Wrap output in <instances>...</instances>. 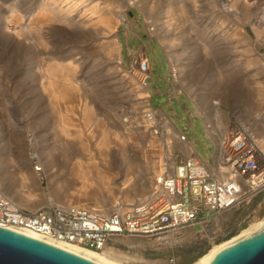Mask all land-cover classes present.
Masks as SVG:
<instances>
[{"label":"rangeland","instance_id":"1","mask_svg":"<svg viewBox=\"0 0 264 264\" xmlns=\"http://www.w3.org/2000/svg\"><path fill=\"white\" fill-rule=\"evenodd\" d=\"M90 1L91 3H99L103 6L117 5L120 9L124 8L123 13L126 16V21L128 20L127 23L129 24V27L127 29L123 23H120L117 27L118 33L116 32L120 41L119 51L122 54V67L118 69L119 66L116 63L115 58L111 59V65H113L111 67L116 74L115 77L117 80H119V77L121 76L127 78V76L130 75L135 79L134 81H136V84L139 83V75L129 66V59L138 48H146L150 60V74L146 79V82L148 83V86L146 85V87L149 93L148 103L157 114V120L155 121L156 128L160 125V121H163V123H161V131L155 133V127H153L154 124L150 127V123L144 119L145 107L141 106L142 104L139 102L140 99H119L116 95L112 94L110 89H105L104 91L100 78L101 76L99 74V69L102 65L100 59H96L87 64L84 75L79 73V62L75 61V69L78 72H76L77 81L74 83L79 82L77 83V86L81 83L79 85L80 87H78V89L81 88L78 92L80 100H86L87 103H91L92 107L97 109L98 115L105 118L108 122L107 125L111 126L112 129H118V126H112L111 123L116 119L117 121L115 122L123 124L133 132L135 140L141 148L146 146L149 139L153 140L156 147L161 146L164 152V158L168 154V145L165 143L167 126H174L176 129L186 131L185 133L188 138L193 140L194 150L201 160L204 162L210 160L212 163L214 141L205 131L203 118L208 119L209 117L212 119V130L216 133L223 129V123L225 121L227 122L226 129L228 126L231 127L235 123H240L251 127L255 134L257 132L264 133V127L262 124L258 123L257 126H255L256 128L251 126L252 107L250 105V100L245 97L248 93H252V85L254 84V81L261 78L260 76H249V74L256 71V64L251 62L248 66L247 60L253 55L257 56L261 61L264 60L262 47L264 34L261 36L262 38H258L256 32L252 28V25H254L253 20H255L254 17L256 15L255 11H261V6L263 5L264 7V0H253L254 5H252L253 8L251 7V13L253 14H251L252 17L250 15L248 17V14L244 13L241 8L242 3L240 0L237 1L239 4H236L238 6L234 5L235 12L229 11L227 13L224 10V7H222L223 3L226 2L224 0H194L195 4L194 1L193 4H191L192 0H181L185 3V16L173 14V25L168 27L166 26V20L168 17L165 12L167 9V6L165 7V5L171 1L172 5L170 4L171 6L169 5V7L172 9L176 8L177 4H174L173 0H143L150 6L146 8H141L136 4L126 7V0ZM231 2L232 0H229V4ZM40 3L46 4V1L33 0L32 3H29L28 0H0V156L2 157L5 156V149L8 145H13L11 140L13 134H11L10 129L12 132L17 131L24 136L26 135V137H28L31 132H38L40 136L37 135V138H35L38 139L39 142L42 141L45 143L52 141L50 137L55 132L53 116L52 113H50L47 104L48 94L43 86L45 78L41 73L45 62L48 61V57H46L47 53L43 55L44 53L37 50L33 43H29L25 41V39L21 40V37H19L20 39L16 37L20 41L18 40L15 42V36L6 31L7 26L5 21H7L6 16L8 17L11 12L10 9H14L15 6L18 10L20 7L21 9L19 8L18 11L24 15H22V22L26 23L28 21L27 16H31L29 11H31V13H36L37 6H39ZM16 5L18 7H16ZM238 7L241 10H239ZM27 8L31 9L27 11ZM16 9L13 10V12L17 15L19 12L16 11ZM245 15L247 16L245 17ZM222 16L225 17L223 18ZM257 19L258 20H256L255 24H261L264 28V20L259 21V18ZM51 22L52 24L50 25H41L45 30L51 29L48 33L43 32L49 40V43L52 42V39H54L53 42H56V45L67 43L68 40L70 42L72 41L71 39H73V35L68 31L71 28L69 29V27L58 21ZM155 22L162 23L163 28L167 27L180 36L176 42L183 47L186 52L185 55H187L188 52L189 56L188 59L184 60V66L180 67L176 62L175 57H170L166 45L160 42L159 36L162 35L163 30L152 31V36L147 32L146 28L148 26L153 27ZM239 23H241V25ZM175 25H178L176 29H174ZM235 26L242 30L244 29L243 31L245 34H235L233 29ZM9 35L14 37L13 43L12 41L9 42ZM6 37L7 41L5 40ZM230 37H232V39H229ZM111 38L112 36L107 37L106 39ZM145 40L147 41L146 47L144 45ZM103 42L107 43V41ZM16 44H18V46ZM232 44H237L236 48L238 49L232 47ZM204 46L206 47L203 48ZM201 48L205 49L207 54L204 55ZM239 48H242V51ZM89 49L96 51L97 45H93ZM249 50L252 52H249ZM221 51L223 53H221ZM69 59L70 58L61 59V62L66 63ZM79 59L80 58H76L78 61ZM171 69L174 70V75L172 74ZM89 86H92L91 89ZM216 91L220 93L218 94ZM89 93L90 96H88ZM201 93H203L204 97L203 102L197 97ZM214 100H216L218 104L214 105L212 103ZM208 104L210 110H208ZM216 108L221 110V114L216 112ZM76 113L78 116H74L77 118L80 114L78 111ZM67 114L71 115L72 113L67 112ZM75 120L77 122L78 119ZM4 121L7 123L9 122V127H5L6 125L4 124ZM124 126L121 128H124ZM142 130L145 131L144 136L140 135V131ZM171 140L172 139H170V145L172 144L171 153L174 150L185 151L182 142H179L176 139L177 142L173 146V141L171 142ZM60 147L63 146H55L53 149L51 148L53 157L59 162V154L56 152L66 150ZM38 148L40 149V147ZM39 149L37 151L34 150L37 155L36 161L40 157V150H43ZM22 151L31 155V158L34 155L28 151L25 145H23ZM126 151L131 154L133 153L135 157L138 156L135 154V151L133 152L131 149H127ZM15 152H13V156L18 158V152ZM69 155L70 154H63L62 157L68 158ZM117 156L120 159V152ZM42 158L46 157L42 156ZM23 161L24 162L18 161L19 165H24L25 163L31 168L35 164L33 160L26 161V159H24ZM46 161H48V159H46ZM137 168L138 170L140 169L139 173H141L138 174V178L141 177L138 182L144 184L142 183L144 180V174L142 171L144 170L139 167ZM123 170L124 167L120 165L119 162L113 170L117 174L115 179H113V183H111L117 190V192L114 193L116 194V199L119 201L122 199L120 188H127V186H129L127 185L129 181H126V184L122 183L123 179L126 177L123 174ZM43 181L42 188L44 187V192L48 194V192L50 193L51 191L47 185V180L44 178ZM136 181L137 177L133 178L132 176L130 186L132 185L133 187ZM133 191L136 193L138 192L135 190ZM136 196H138V194H136ZM263 214L264 190L254 195L248 202H244L237 207L225 210L217 217V219L205 227V230L202 232L187 228L181 236L167 237L163 240L128 237L123 239L125 241L119 243L115 242L114 246L128 254H140L146 259H159L167 264H188L203 253L212 242L220 241L223 238L231 236L248 225L249 222L261 217ZM213 231L220 232V234L214 239L210 238ZM149 240L158 243V245L154 248L147 247V245L145 248H141L137 245L138 243L147 244V241ZM131 241L135 244L129 245V242ZM167 241L170 245L160 244L161 242L165 243ZM169 256L175 257V263L167 261Z\"/></svg>","mask_w":264,"mask_h":264},{"label":"bare ground","instance_id":"2","mask_svg":"<svg viewBox=\"0 0 264 264\" xmlns=\"http://www.w3.org/2000/svg\"><path fill=\"white\" fill-rule=\"evenodd\" d=\"M28 1L29 3L33 2V0ZM45 1L46 4L40 3V5L37 6L38 8L36 9V13L33 11V13H31V11H29L31 16L29 17L28 15V18L26 17L28 20L26 23L22 22L23 14L18 11L20 7L17 10L15 6L14 9H10L11 12L8 17L6 16L7 21H5V19L4 21L6 22L7 26L6 31L12 33L15 38L21 37V40L25 39V41L33 43L37 50L44 53H42L43 55L47 53L46 57H48V61L45 62L44 67L40 63L43 67V69L41 68V73L45 78L44 85H42L48 94L47 104L48 109H50L49 111L53 116V126L55 127V132L50 137L52 141L45 143L42 141L39 142V140L36 139L37 135H39L38 132H31L30 135L26 137V135L24 136L17 131L12 132L10 129L11 134H13L11 139L13 145H8V147L5 149L4 157L0 156V189L7 193V196L16 204L27 209H36L42 205H50L58 202L59 204L63 205H90L93 208L101 209L108 213L110 210H113V208L118 203L123 206H127L132 201H135L137 197H139V200L146 199L150 192L149 184H152L154 182V176L156 174H160L164 169L163 149L161 146L156 147V145L153 143V140L151 139H149L144 148H141L138 142L135 140L133 132L123 124H118V122H115L117 121L116 119L111 123L112 126H118V129H112L111 126L107 125L108 122L105 120V118L98 115L97 109L93 108L91 103H87L86 100H80V95L78 92L81 88L78 89V87H80L79 85L81 83L78 86L77 83L79 82L74 83L77 81L76 72L79 71L80 74L84 75L87 64L95 61L96 59H100L102 65L99 69V74L101 76L100 78L104 91L105 89H110L112 94L116 95L119 99H140L139 102L142 104L141 106L145 107L144 110L152 111V108L148 103L149 93L146 87L147 83L140 81L136 84V81H134L135 79H133V77L130 75V77L127 76L128 79L124 76H121L119 77V80H117L115 77L116 74L111 67L113 66L111 65V59L113 58H115V61L119 66L118 69L122 67V54L119 51L120 41L116 32L118 24H120L122 21H125V14L123 13L124 8L120 9L117 7V5L103 6L99 3H91L90 0ZM146 1L126 0L125 6L130 7L136 4L141 8L150 7ZM193 1L194 0H192L191 4H193ZM224 1L226 2L223 3L222 7H224L226 13L229 11L235 12V6H238L236 5L238 0H232L230 4L229 0ZM240 1L242 3L241 8L243 9L244 13H247L248 17L249 15L252 17L253 14L251 13V7L253 8L252 5H254L253 0ZM173 3L177 4L176 8L172 9L169 7L171 1L165 5V7L167 6L165 11L168 17L166 20L167 27L173 25V14L185 16V3L181 0H173ZM17 5L16 7H18ZM15 9L19 12H16L17 15L15 12H13ZM30 9L31 8H27V11ZM239 10L241 9L239 8ZM255 14V20H253L254 25L251 27L254 29L259 38L264 34V28L261 24L260 25L262 27L259 24H255V22L258 20L257 18H259V21L264 20L263 5L261 6V11H255ZM246 16L247 15H245V17ZM51 21L61 22L62 24L69 27V29L71 28L68 31L71 35H73V39H71L72 41L70 42L68 40L67 43L56 45V42L54 43V39H52V42L50 41L51 43H49V40L44 33H48L51 31V29L45 30L41 25H50L52 24ZM239 24L241 25V23ZM177 26L178 25H175L174 29H176ZM167 27L163 28L162 23L155 22L153 24V31L163 30L162 35L159 36L160 42L166 45L170 57H175L176 62L180 65V67H182L185 65L184 60L188 59L189 57L188 52L187 55H185L186 52L184 51L183 47L178 45L176 42L180 36ZM233 29L234 33L237 35L245 34L243 31L244 29L242 30L237 26L233 27ZM228 35L231 36L230 34ZM110 36H112L111 39H106ZM9 37V42L12 41L13 43L14 37H11V35H9ZM232 37L229 39H232ZM18 38L15 39V42L20 39ZM6 39L7 37L5 40ZM103 41H107V43H104ZM18 44L16 45L18 46ZM237 44H232V47L236 48ZM93 45H97L96 51L89 49ZM205 47L206 46L203 48ZM201 51L204 53V55L207 54L205 49L201 48ZM249 52L252 51L249 50ZM221 53L223 52L221 51ZM64 58L70 59L68 62L66 61V63H63L61 62V59ZM76 58H80L79 61L76 60ZM75 61L79 62L78 71L75 69ZM251 62L256 64V71L249 74V76H260L261 78L257 81H254V84L252 85V93H248L247 95L244 93L246 95L245 97L250 100V105L252 107V125H250L255 127L258 123H260L264 127V60L261 61V59L253 55L249 60H247V65L249 66ZM89 87L91 89L92 86ZM216 93L219 94L220 92L216 91ZM88 96H90V93ZM197 97L201 102L204 101L203 93L199 94ZM207 107L208 110H210L209 104ZM77 111L80 115L76 118L74 115L77 114ZM67 112L72 113V116L67 114ZM216 112L221 114V110L218 108H216ZM75 119H78L77 122ZM150 122H152V120H150ZM8 123L4 121V124L6 125L5 127H9ZM226 123L227 122L225 121L223 123V129L220 132H217V137H219L218 139L225 136L227 127ZM123 126L124 128H121ZM210 131L208 128V133L214 137V133L216 132H214L212 129ZM144 133V130L140 131L141 136H144ZM176 133L177 129L174 126H167L165 143L168 145L167 153L169 152V154H171L172 150L170 139H172L171 142L173 141L174 146L177 142L175 137ZM214 139L217 138L214 137ZM255 139L260 148L264 151V133L257 132L255 134ZM182 144L185 148V153L189 154L193 151L191 142H183ZM23 145H25L28 151L34 155L39 149L38 147L43 149H39L40 157L36 167L32 166L30 168L25 163L24 165H19L18 161L24 162V159H26V161L31 160V155H28L27 152L22 151ZM55 146L71 148L77 147L78 150H80L79 153L70 154L69 157L65 159L66 162L68 161L70 164L67 170L61 168L59 161H56V159L53 157L51 150ZM114 148H117V151L120 152L119 162L120 165L124 167L123 174L126 177L123 179L122 183L129 181L127 184L129 186H127V188H120V192L122 193V199L120 201L116 199V194L114 192H117V190L111 184L113 183V179H115L117 174L115 171H113L117 164L112 161V154L110 152ZM127 149H131L133 152L135 151V154L138 155V159L133 153H128L126 151ZM15 151L18 152V158L13 156V152ZM42 156L46 158H42ZM46 159H48V161H46ZM66 162H64L65 165H67ZM137 167L144 170H141L144 174V184H140L138 182V180L141 178H138V174L141 173H139L140 169L138 170ZM132 176L133 178L137 177V181L133 187L132 185L130 186ZM44 178L47 180V185L51 191L50 193L48 192V194L44 192V187L42 188ZM133 190L138 192L136 193ZM136 194H138V196H136ZM8 229L55 246L82 259L92 262L93 264H167L166 262H163L159 259H146L140 254H128L115 247L114 244L105 245L100 250H95L64 242L44 241V239H42L39 235L24 231L19 228L9 227ZM263 232L264 214L261 217L252 220L248 223V225L241 228L231 236L223 238L220 241L212 242L203 253H201L188 264H206L211 258L220 254L232 245L238 242L250 240L251 238L258 236ZM120 241L125 240L122 239ZM168 243L169 242L167 241L165 243L161 242L160 244L167 245ZM130 244L135 243L131 241L129 242V245ZM137 245H139L141 248H145L146 245L147 247L149 246L154 248L158 245V243L149 240L147 241V244L138 243Z\"/></svg>","mask_w":264,"mask_h":264},{"label":"built area","instance_id":"3","mask_svg":"<svg viewBox=\"0 0 264 264\" xmlns=\"http://www.w3.org/2000/svg\"><path fill=\"white\" fill-rule=\"evenodd\" d=\"M121 23L128 29L126 16ZM146 30L152 36L153 27L148 26ZM262 47L264 52V41ZM129 66L139 75L140 81L147 83L150 60L146 48H138L130 56ZM171 72L174 75V70ZM212 103L218 104L216 100ZM144 113L149 126L154 124V132L161 131L163 121L156 128L155 110L152 108ZM211 121L209 117L203 118L205 131L214 141L213 163L201 160L194 147L189 154L183 150L168 152L163 158V171L149 184L146 199L139 200L138 197L127 206L118 203L108 213L90 205L59 203L27 209L0 189V227L19 228L39 235L44 241L95 250L128 237L163 240L181 236L186 228L204 231L225 210L248 202L264 190V151L253 130L235 123L228 126L223 138L218 139L214 133L217 138L214 139L208 133V128L209 131L212 129ZM185 132L177 129L176 139L182 143L189 141L193 146V140ZM36 157L35 154L31 158L34 167L38 164ZM219 234V231H213L210 238ZM167 261L175 263V257L169 256Z\"/></svg>","mask_w":264,"mask_h":264},{"label":"water","instance_id":"4","mask_svg":"<svg viewBox=\"0 0 264 264\" xmlns=\"http://www.w3.org/2000/svg\"><path fill=\"white\" fill-rule=\"evenodd\" d=\"M0 264L93 263L40 240L0 227ZM206 264H264V232L232 245Z\"/></svg>","mask_w":264,"mask_h":264},{"label":"flooded vegetation","instance_id":"5","mask_svg":"<svg viewBox=\"0 0 264 264\" xmlns=\"http://www.w3.org/2000/svg\"><path fill=\"white\" fill-rule=\"evenodd\" d=\"M60 148H64V149H66L65 151H57L56 153L57 154H59V160H60V162H59V165H60V167L61 168H63V169H65V170H67L68 169V166H70V164H69V162L67 161L66 162V158L65 157H62V155L63 154H73V153H79L80 152V150H78V148L77 147H74V148H71V147H60ZM111 152V154L113 155V158H112V161L115 163V164H118L119 163V158H118V154H119V151H117V149L116 148H114V149H112V151H110ZM115 155V156H114ZM63 162V163H62ZM64 162H66V164L67 165H65V163ZM64 165V166H63Z\"/></svg>","mask_w":264,"mask_h":264},{"label":"crops","instance_id":"6","mask_svg":"<svg viewBox=\"0 0 264 264\" xmlns=\"http://www.w3.org/2000/svg\"><path fill=\"white\" fill-rule=\"evenodd\" d=\"M128 46V45H127ZM187 229V228H186Z\"/></svg>","mask_w":264,"mask_h":264}]
</instances>
